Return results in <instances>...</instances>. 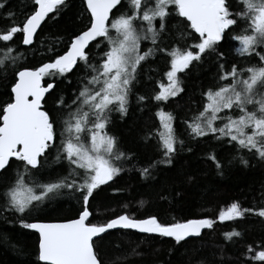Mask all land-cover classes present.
<instances>
[{"label":"snow or ice","instance_id":"1","mask_svg":"<svg viewBox=\"0 0 264 264\" xmlns=\"http://www.w3.org/2000/svg\"><path fill=\"white\" fill-rule=\"evenodd\" d=\"M64 3L65 0H31L30 12L23 21H17L11 11L4 15L3 19L9 23L0 28V52H3L0 65L8 59L15 64L18 59V55H12L16 51L12 44L18 34H22L23 45H31L42 23L52 18L50 14L58 13ZM120 3L121 0H84L90 13L86 29L73 36L64 54L54 53V60L15 71L11 99L0 107V171H7L12 158L24 165V171L17 173L14 182L2 194L4 210L23 215L64 189L79 194L76 198L81 207L75 219L63 223L21 220L22 227L39 234L37 264H105L98 242L113 229L158 234L171 237L179 244L189 238H199L202 229L213 227L215 221L207 218L163 224L155 216L136 219L123 214L102 224L90 220L95 191L119 176L124 162H131L128 155L118 150L116 138L106 131L110 114L118 111L121 116L127 115L138 72L154 51L165 53L169 67L164 73L167 84L158 83L159 91L152 99L166 102L183 91L178 74L205 56L216 54L227 32L243 21L246 27L232 37L239 42L236 51L241 57L258 56V64L246 68L233 64L228 70L220 63L219 81L224 83L202 93L203 110L186 123L192 138L211 135L217 141L227 139L238 151L247 150L264 160V48L257 50L258 46H264V0H239L242 7L237 11L232 10L230 0H129L132 11L110 19L109 14ZM4 7L5 4L0 3V9ZM173 10L182 18L180 24L198 34L197 43L178 46L179 39H184L183 33H179L177 46L169 48L165 43L164 33L170 32L168 24ZM97 38L107 42L106 50L101 52L97 62H90L87 49ZM143 41H151L153 47L142 51ZM101 43L97 42V48H101ZM78 62H83L85 73L78 94L70 104L63 98L57 102L62 116L61 143L56 146V121L42 105L45 94L54 89V84L44 87L41 81L52 75L53 70L60 75L72 71ZM137 99L142 103L148 98L139 96ZM225 110L228 113L220 115ZM157 116L163 129L157 133L163 159L142 168V177H151L156 164L171 165L178 151L177 143L181 149L184 145L174 134L172 115L159 111ZM217 121L221 123L217 125ZM52 147H57L56 162L67 161L68 174L55 181L38 182L32 170L42 166L41 158L46 157ZM208 159L222 174L224 165L216 154H210ZM240 162L245 166L249 163L243 157ZM192 179L187 177L189 182ZM251 211L254 210L242 209L234 202L227 211L220 212L218 219L221 222L236 220ZM258 215L264 217V207L259 209ZM239 235L233 230L226 233L225 238L231 240ZM254 259L264 261V251L257 252Z\"/></svg>","mask_w":264,"mask_h":264},{"label":"trees","instance_id":"2","mask_svg":"<svg viewBox=\"0 0 264 264\" xmlns=\"http://www.w3.org/2000/svg\"><path fill=\"white\" fill-rule=\"evenodd\" d=\"M230 2L233 11L242 7L237 0ZM0 3L5 4L0 9V28L9 23L3 19L9 11L16 14L17 21H23L30 12L31 0H0ZM131 11L129 0H121L110 19ZM50 16L52 18H46L38 29L31 45L22 44V34L15 38L12 44L16 49L12 55H18L15 64L8 59L0 65V107L11 99L15 71L34 68L55 59L54 53L65 52L73 36L83 31L90 20L84 0H65L60 11ZM180 20L173 10L168 24L170 32L164 33L169 48L177 44L179 33L184 34V39H179L178 45L185 44L193 35L189 28L179 23ZM156 25L159 26L158 21ZM236 27L231 32H235ZM243 29L240 27L241 32ZM229 32L216 54L205 56L183 72L180 80L183 91L166 102H157L152 96L157 92L156 84L168 65V57L165 53L154 51L143 63L129 97L127 115L121 116L118 111H113L106 128L108 135L116 138L118 150L128 155L131 162H124L119 176L95 191L90 207V220L94 224L106 223L118 215L127 214L134 218L155 216L163 224L207 218L215 221L213 227L205 228L201 237L189 238L186 243L179 244L171 237L125 229L112 230L102 242H98L105 264H264V261L254 259L257 252L264 251V217L258 215L259 209L264 207V160L247 150L238 151L228 144L227 139L217 141L211 135L192 138L186 123L203 110L205 99L202 93L209 88L215 90L224 83L219 81L220 63L231 70L233 64L246 68L259 62L258 56L241 57ZM97 42H102L101 48H97ZM106 43L103 38H97L89 45L90 62L98 61L101 52L106 50ZM152 47L151 41L142 42V51ZM260 49L257 48L258 51ZM220 53L223 54L222 59ZM2 57L3 52H0ZM84 74V64L78 62L68 73L60 75L53 71L52 75L43 79L45 84L54 82V89L46 95L43 108L56 121V146L61 143L62 116L57 102L63 98L71 103L80 90ZM139 96L148 99L141 103L137 99ZM159 111L172 115L174 134L177 141L182 140L184 145L181 149L177 143L178 151L171 165L156 164L151 170V177H142V168L163 159L157 135L159 131L154 130ZM226 113L228 110L220 115ZM216 123L219 125L221 122ZM212 153L224 165L222 174L208 159ZM56 155L57 147L50 148L47 156L41 158L42 166L32 170L38 182L55 181L68 174L67 161L56 162ZM241 157L249 162L247 166L240 162ZM10 165L7 171H0V264H37L39 236L35 231L22 227L21 220L30 223L72 219L81 207L76 198L79 194L64 189L23 215L4 210L2 194L14 182L17 173L24 171L20 161L10 160ZM189 176L193 178L191 182L187 180ZM234 202L239 203L242 209L254 211L246 212L243 218L221 222L218 219L220 212L227 211ZM233 230L240 235L226 239L225 234Z\"/></svg>","mask_w":264,"mask_h":264},{"label":"flooded vegetation","instance_id":"3","mask_svg":"<svg viewBox=\"0 0 264 264\" xmlns=\"http://www.w3.org/2000/svg\"><path fill=\"white\" fill-rule=\"evenodd\" d=\"M237 2H238V4H239V1L237 0ZM239 6H242V5H240L239 4ZM234 10V9H233ZM180 19H182V18H180ZM185 23H187V22H185ZM239 26L240 27H244V23H240L239 24ZM236 27V29H234V31H238V32H241V30H240V27ZM235 26H233V28H234ZM189 30H190V32L193 34L192 36H191V38H189V39H187L186 41H185V44H182V45H178V46H182V47H185L186 45H192V44H194V43H197L198 42V34H195L190 28H189ZM233 31V30H232ZM230 33V39L231 40H233L232 39V37L235 35V32H229ZM239 34V33H238ZM237 35V34H236ZM193 37H196V39H193ZM235 43H237V41H235V40H233ZM175 46H177V44H174ZM262 47H264V46H258V48L260 49V48H262ZM194 63H197V62H194ZM193 63V64H194ZM168 67H169V65H167L166 67H165V69H164V71H163V75H162V77L158 80V83H164V84H167V79H166V77L164 76V73L168 70ZM182 74L183 73H179L178 74V76H179V78H180V80H181V78H182ZM220 74V73H219ZM158 83L156 84V88H157V92L159 91V88H158ZM181 87L183 88V83L181 82ZM172 98H174V97H171V98H169V100H171ZM162 102H165V101H162ZM155 120H156V122H158L157 124H156V128L154 129L155 130V132H160V128H161V124H160V120H159V118H156L155 117ZM158 140H159V138H158ZM76 217H78V215L76 216ZM76 217H74V218H76ZM73 219V218H72Z\"/></svg>","mask_w":264,"mask_h":264},{"label":"water","instance_id":"4","mask_svg":"<svg viewBox=\"0 0 264 264\" xmlns=\"http://www.w3.org/2000/svg\"><path fill=\"white\" fill-rule=\"evenodd\" d=\"M86 6V5H85ZM87 9V8H86ZM113 11V10H112ZM89 13V12H88ZM112 13V12H111ZM111 13L109 14L110 15V18H111ZM89 15H90V13H89ZM86 29V28H85ZM84 29V30H85ZM38 31V30H37ZM36 35V34H35ZM35 35H34V37H35ZM78 35V34H77ZM92 43V42H91ZM90 43V44H91ZM24 46H26V45H24ZM28 46V45H27ZM67 51V49L65 50V52ZM62 54H64V52L62 53ZM62 54H60V55H62ZM54 60V59H53ZM52 61V60H51ZM48 62H50V61H47V62H44V63H48ZM43 64V63H42ZM42 64H40V65H38L37 67H39V66H41ZM23 69V68H22ZM22 69H19V70H22ZM54 71V70H53ZM49 83H51V84H54V82H49ZM49 83H47V84H49ZM41 84H42V86H44V87H46L47 86V84H45V82H44V80H42L41 81ZM51 91V90H50ZM49 91V92H50ZM48 93H46L45 94V97H46V95H47ZM42 105H43V102H42ZM43 110H45L44 108H43ZM15 158H12L11 160H14ZM77 218V217H76ZM148 218V217H147ZM147 218H136V219H147ZM73 219H75V218H73ZM68 220H70V219H68ZM190 220H192V219H190ZM67 220H63V221H32V222H30V223H37V222H40V223H63V222H66ZM188 221V220H187ZM186 222V221H185ZM182 223H184V222H182ZM32 230V229H31ZM113 230H119V229H113ZM125 230H132V231H134V232H137V233H140V232H138L137 230H134V229H125ZM204 229H202L201 231H203ZM34 231V230H33ZM110 231H112V230H110ZM37 233V232H36ZM38 234V233H37ZM142 234H148V233H142ZM152 235H158V234H152ZM38 236H39V234H38ZM160 236V235H159Z\"/></svg>","mask_w":264,"mask_h":264},{"label":"rangeland","instance_id":"5","mask_svg":"<svg viewBox=\"0 0 264 264\" xmlns=\"http://www.w3.org/2000/svg\"><path fill=\"white\" fill-rule=\"evenodd\" d=\"M241 22H242V21H241ZM243 23H244V22H243ZM241 24H242V23H241ZM239 27H240V26H239ZM245 27H246V25L244 24V28H245ZM238 33L240 34L241 32L235 31V35L238 34ZM112 34L115 35L114 32H113ZM238 46H239V42L237 41V43H236V47H238Z\"/></svg>","mask_w":264,"mask_h":264},{"label":"bare ground","instance_id":"6","mask_svg":"<svg viewBox=\"0 0 264 264\" xmlns=\"http://www.w3.org/2000/svg\"><path fill=\"white\" fill-rule=\"evenodd\" d=\"M246 67H248V66H246Z\"/></svg>","mask_w":264,"mask_h":264}]
</instances>
